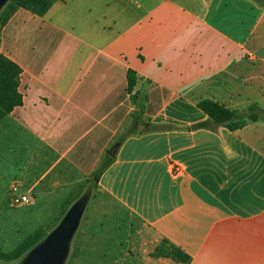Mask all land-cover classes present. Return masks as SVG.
Segmentation results:
<instances>
[{"label":"crops","instance_id":"obj_1","mask_svg":"<svg viewBox=\"0 0 264 264\" xmlns=\"http://www.w3.org/2000/svg\"><path fill=\"white\" fill-rule=\"evenodd\" d=\"M0 52L22 69V104L8 114L41 153L88 174L128 126L100 188L190 257L147 253L129 264H264V0H57L18 8ZM204 98L236 110V129L191 128ZM154 125L163 128L155 129Z\"/></svg>","mask_w":264,"mask_h":264},{"label":"rangeland","instance_id":"obj_2","mask_svg":"<svg viewBox=\"0 0 264 264\" xmlns=\"http://www.w3.org/2000/svg\"><path fill=\"white\" fill-rule=\"evenodd\" d=\"M54 157L41 153L33 136L6 115L0 122V249L9 250L28 234L50 232L84 192L88 174L65 164L49 168ZM19 194L27 202L12 203ZM163 239L100 186L90 193L71 240L67 264H129L130 256L147 253L172 257ZM0 264H5L0 262Z\"/></svg>","mask_w":264,"mask_h":264},{"label":"trees","instance_id":"obj_3","mask_svg":"<svg viewBox=\"0 0 264 264\" xmlns=\"http://www.w3.org/2000/svg\"><path fill=\"white\" fill-rule=\"evenodd\" d=\"M57 0H7L0 9V29L8 22L10 17L18 8L28 10L32 14L42 16L54 2ZM22 72L21 67L12 59L0 52V122L8 115L16 106L22 104V94L18 90L19 77ZM136 73L128 69L126 72V92L130 99L135 104L136 110L131 112V118L128 126H122L113 141V145L118 147L129 135L136 132L138 124L142 122V115L144 113V105L147 96H141L134 91L136 83ZM197 107L207 116V119L202 122L195 123L191 128H206L213 129L217 125H224L228 129H236L243 126L247 120H257L264 110L257 105H250L248 107L247 120L242 118L239 113L230 109L223 104H220L212 99L204 98L197 103ZM155 129L163 128L161 125H154ZM113 160V156L108 154V150L104 152L96 166L90 171L84 180L83 192L89 194L95 189L99 188V179L102 173L108 168ZM83 193V194H84ZM90 197V196H89ZM64 215V214H63ZM62 218V217H61ZM56 226V225H55ZM48 232L38 230L28 234L17 245L9 250L0 249V262L5 264H14L18 262L26 252L33 246L40 242ZM168 243L172 249V257L182 262H187L190 257L181 251L177 246ZM67 261L65 260V263Z\"/></svg>","mask_w":264,"mask_h":264},{"label":"water","instance_id":"obj_4","mask_svg":"<svg viewBox=\"0 0 264 264\" xmlns=\"http://www.w3.org/2000/svg\"><path fill=\"white\" fill-rule=\"evenodd\" d=\"M6 1L0 0V9ZM115 148L111 147L108 154L113 156ZM89 196V192H86L76 199L58 224L14 264H64Z\"/></svg>","mask_w":264,"mask_h":264},{"label":"built area","instance_id":"obj_5","mask_svg":"<svg viewBox=\"0 0 264 264\" xmlns=\"http://www.w3.org/2000/svg\"><path fill=\"white\" fill-rule=\"evenodd\" d=\"M27 202V195L26 194H19L12 198V203H23Z\"/></svg>","mask_w":264,"mask_h":264}]
</instances>
